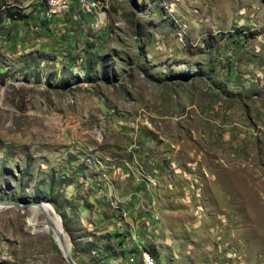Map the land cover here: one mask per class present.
I'll list each match as a JSON object with an SVG mask.
<instances>
[{
	"label": "rangeland",
	"instance_id": "obj_1",
	"mask_svg": "<svg viewBox=\"0 0 264 264\" xmlns=\"http://www.w3.org/2000/svg\"><path fill=\"white\" fill-rule=\"evenodd\" d=\"M0 4V264H264V0Z\"/></svg>",
	"mask_w": 264,
	"mask_h": 264
},
{
	"label": "bare ground",
	"instance_id": "obj_2",
	"mask_svg": "<svg viewBox=\"0 0 264 264\" xmlns=\"http://www.w3.org/2000/svg\"><path fill=\"white\" fill-rule=\"evenodd\" d=\"M39 211L45 212L46 217H47V223H48V226L52 229L53 235L55 237V242H58V237L55 234V232L61 238H64L63 233L61 232L60 227H59V221H58L57 217L54 215L53 209L46 204H44L42 207H39V208H30V212L32 213V218L29 220V224L31 225V228H36V227L40 228V226H41V224L37 223V221L35 220V214H37ZM48 226L43 224V229L45 231L49 232ZM63 241H64V239H63ZM65 247H66V245H65ZM66 249H67V247H66ZM67 251H68V249H67Z\"/></svg>",
	"mask_w": 264,
	"mask_h": 264
},
{
	"label": "built area",
	"instance_id": "obj_3",
	"mask_svg": "<svg viewBox=\"0 0 264 264\" xmlns=\"http://www.w3.org/2000/svg\"><path fill=\"white\" fill-rule=\"evenodd\" d=\"M75 1L79 0H47V5L49 7L50 13H59L62 9H65L67 6L73 4ZM81 6H84V4L81 3ZM133 261L134 259H129L130 263H132ZM140 262V264H156L148 253H143L140 256Z\"/></svg>",
	"mask_w": 264,
	"mask_h": 264
},
{
	"label": "trees",
	"instance_id": "obj_4",
	"mask_svg": "<svg viewBox=\"0 0 264 264\" xmlns=\"http://www.w3.org/2000/svg\"><path fill=\"white\" fill-rule=\"evenodd\" d=\"M28 18V15H25L22 9H19L16 6H9L8 4H0V24L3 21H12V22H21Z\"/></svg>",
	"mask_w": 264,
	"mask_h": 264
},
{
	"label": "water",
	"instance_id": "obj_5",
	"mask_svg": "<svg viewBox=\"0 0 264 264\" xmlns=\"http://www.w3.org/2000/svg\"><path fill=\"white\" fill-rule=\"evenodd\" d=\"M55 234L58 237V242H56V243H57V245H58V247H59V249L61 251V254L64 257V259L66 260V262L68 264H75V262L72 260L71 256L69 255V253H68V251H67V249L65 247V243L63 241V238H61L56 232H55Z\"/></svg>",
	"mask_w": 264,
	"mask_h": 264
}]
</instances>
